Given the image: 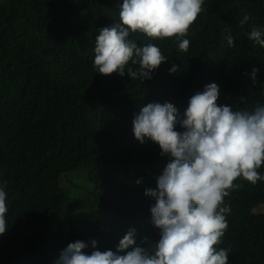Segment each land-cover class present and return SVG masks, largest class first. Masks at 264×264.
<instances>
[{"label":"trees","instance_id":"obj_1","mask_svg":"<svg viewBox=\"0 0 264 264\" xmlns=\"http://www.w3.org/2000/svg\"><path fill=\"white\" fill-rule=\"evenodd\" d=\"M122 3L0 0V185L7 181L8 194L0 264H55L77 240L88 244L89 254L93 240L97 250L115 251L132 228L137 245L151 251L160 230L151 222L155 199L145 191L156 189L171 157L149 139L136 140L132 125L140 109L171 103L182 132L189 99L210 83L219 88L218 106H264V47L249 39L253 28L264 33V0H204L184 37L187 52L176 37L130 34L138 46L155 44L168 59L144 80L93 68L95 38L120 22ZM82 15L90 26L75 20ZM173 65L178 69L170 73ZM253 69L259 70L255 84ZM258 171L264 175V165ZM234 183L218 247L230 249L229 264H264V181ZM69 185L81 189L87 212L75 213Z\"/></svg>","mask_w":264,"mask_h":264},{"label":"clouds","instance_id":"obj_2","mask_svg":"<svg viewBox=\"0 0 264 264\" xmlns=\"http://www.w3.org/2000/svg\"><path fill=\"white\" fill-rule=\"evenodd\" d=\"M203 4L204 0H123L120 22L99 30L95 38L93 68L103 76L118 73L151 79V73L168 59L155 44L138 46L130 34L176 37L178 48L187 52L190 41L184 37ZM248 19L245 16L241 24ZM226 39L233 47V37L229 34ZM249 39L264 47L261 30L253 28ZM129 63L138 64L139 70L128 67ZM177 69L173 65L170 73ZM258 71L252 70L253 84ZM218 97L215 83L194 94L179 120L182 132L176 130L177 109L171 103H148L133 119L136 140L143 144L149 139L158 144L162 156L171 157L157 177L156 189L145 191L155 199L151 222L160 230L151 251L137 245L132 228L115 251L97 250L93 240L89 254L88 244L77 240L61 251L55 264H229L230 249L218 247L229 226L226 217L231 208L225 197L238 187L234 183L238 178L251 184L264 181L258 171L264 165V106L233 110L218 106ZM6 185L7 181L0 185V236L8 229Z\"/></svg>","mask_w":264,"mask_h":264},{"label":"rangeland","instance_id":"obj_3","mask_svg":"<svg viewBox=\"0 0 264 264\" xmlns=\"http://www.w3.org/2000/svg\"><path fill=\"white\" fill-rule=\"evenodd\" d=\"M75 20L79 21V22H82L83 24L87 25V26H90V21L86 18L85 15H82L78 18H75ZM74 174H71L70 176L72 177V179L74 180ZM76 181V180H74ZM67 183L65 182V185ZM79 184L81 186V188H83V184L80 182V181H76V183L74 185H77ZM74 185H69L70 186V190H69V193H71V197H74L77 199V205H76V208H75V213H84V212H87L88 211V206H89V202L87 199H85L82 195V191L80 188H75L74 190ZM67 186V185H66ZM262 211H263V207L260 208ZM113 214H109V216H111ZM104 217V216H102Z\"/></svg>","mask_w":264,"mask_h":264}]
</instances>
